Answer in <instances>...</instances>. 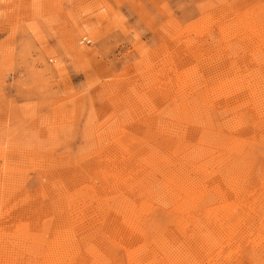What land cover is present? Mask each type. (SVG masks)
Returning a JSON list of instances; mask_svg holds the SVG:
<instances>
[{
    "label": "rangeland",
    "instance_id": "1",
    "mask_svg": "<svg viewBox=\"0 0 264 264\" xmlns=\"http://www.w3.org/2000/svg\"><path fill=\"white\" fill-rule=\"evenodd\" d=\"M144 263L264 264V0H0V264Z\"/></svg>",
    "mask_w": 264,
    "mask_h": 264
},
{
    "label": "bare ground",
    "instance_id": "2",
    "mask_svg": "<svg viewBox=\"0 0 264 264\" xmlns=\"http://www.w3.org/2000/svg\"><path fill=\"white\" fill-rule=\"evenodd\" d=\"M182 47H183V45H182ZM181 47V48H182ZM176 48V47H175ZM181 54V53H180ZM231 60V59H230ZM231 62V61H230ZM181 63V62H180ZM186 63V62H185ZM184 69V68H183ZM231 74V73H230ZM250 74V73H249ZM213 75V74H212ZM216 75V74H215ZM232 81V80H231ZM239 81V80H238ZM254 85V84H253ZM220 97V96H219ZM233 99V98H232ZM162 128V127H161ZM237 128V127H236ZM164 132V131H163ZM162 141V140H161ZM229 147V146H228ZM114 149V148H113ZM205 152V151H204ZM201 153V152H200ZM204 157V156H203ZM183 158V157H182ZM186 163V162H185ZM244 164V163H243ZM106 166V165H105ZM241 167V166H240ZM180 168V167H179ZM244 169V168H243ZM174 170V169H173ZM191 170V169H190ZM234 170V169H233ZM171 172V171H170ZM165 173V172H164ZM186 173V172H185ZM186 175V174H185ZM199 175V174H198ZM174 176V175H173ZM178 176V175H177ZM181 176V175H180ZM70 177V176H69ZM191 177V176H190ZM237 177H239V176H237ZM151 178V177H150ZM173 179V178H172ZM231 180V179H230ZM171 181H173V180H171ZM227 181V180H226ZM240 181V180H239ZM193 182V181H192ZM210 183V182H209ZM224 183V182H223ZM189 184V183H188ZM166 186V185H165ZM176 186V185H175ZM164 187V186H163ZM174 187V186H173ZM194 189V188H193ZM186 190V189H185ZM61 191V190H60ZM168 192V191H167ZM188 192V191H187ZM186 192V194H188ZM202 192V191H201ZM127 195V194H126ZM189 195V194H188ZM65 196V195H64ZM197 196V195H196ZM70 197V196H69ZM132 197V196H131ZM131 199V198H130ZM183 199V198H182ZM177 200V199H176ZM221 200V199H220ZM178 201V200H177ZM218 201V200H217ZM139 203V202H138ZM188 204V203H187ZM186 207H188V205L186 206ZM131 209V208H130ZM128 210H129V208H128ZM131 210H134V209H131ZM179 210V209H178ZM117 212V211H116ZM134 212H136V211H134ZM113 213V212H112ZM129 213H130V211H129ZM128 213V214H129ZM132 213V212H131ZM139 213V212H138ZM193 213V212H192ZM114 214V213H113ZM127 214V213H126ZM132 214H135V213H132ZM121 215V214H120ZM131 215V214H130ZM129 215V216H130ZM128 216V215H127ZM135 216V215H134ZM133 216V217H134ZM140 216V215H139ZM196 216V215H195ZM117 217V216H116ZM103 218V217H102ZM111 218V217H110ZM113 218V217H112ZM131 218V217H130ZM235 218V217H234ZM120 219H123V218H120ZM131 219H133V218H131ZM135 219V218H134ZM136 219H137V217H136ZM66 220V219H65ZM109 220V219H108ZM112 220V219H111ZM114 220V219H113ZM115 220H116V218H115ZM138 220V219H137ZM136 220V221H137ZM120 221H122V220H120ZM120 221H119V223H120ZM139 221V220H138ZM109 222V221H108ZM72 223V222H71ZM115 223V222H114ZM122 223V222H121ZM134 223V222H133ZM133 223H132V225H133ZM112 224V223H111ZM115 224H117V223H115ZM122 224H124V222L122 223ZM139 225V224H138ZM108 226L110 227V225L108 224ZM118 226H120V225H118ZM126 226V225H125ZM125 226H123V228H117L116 229V231L114 230V232L113 233H116L115 235H118V236H120V235H124L125 234V236H123V237H120L121 239L122 238H124V237H126V235H129V233H130V231L131 230H128V228H125ZM128 226V225H127ZM131 226V225H130ZM140 226V225H139ZM116 227H117V225H116ZM133 227H135V226H133ZM105 228V227H104ZM139 228V227H138ZM137 228V229H138ZM110 230H112L111 228H109ZM130 229V228H129ZM218 229V228H217ZM133 230V229H132ZM140 231V230H139ZM255 231V230H254ZM85 232V231H84ZM110 234L112 233V232H109ZM112 233V234H113ZM132 234V233H131ZM136 234V233H135ZM211 234H213V233H211ZM138 235V234H137ZM135 236V235H134ZM114 237V236H113ZM207 237V236H206ZM124 240V239H123ZM127 240H129V239H127ZM131 240V239H130ZM133 241V240H132ZM96 242V241H95ZM125 242H126V239H125ZM134 242V241H133ZM247 242V241H246ZM127 243H128V241H127ZM132 244V243H131ZM246 244V243H245ZM18 245V244H17ZM127 245V244H126ZM129 245H130V243H129ZM133 247V246H132ZM71 248V247H70ZM145 249V248H144ZM128 250V249H127ZM132 250V249H131ZM135 250V249H134ZM67 251V250H66ZM92 252V251H91ZM171 252V251H170ZM141 254V253H140ZM195 254V253H194ZM148 255V254H147ZM133 257V256H132ZM145 257V256H144ZM145 259H146V257H145ZM148 260V259H147ZM146 260V261H147ZM133 261V260H132ZM161 261V260H160ZM173 261V260H172ZM142 262H143V260H142ZM201 262V261H200ZM59 263V262H58ZM156 263V262H155ZM145 264V263H144ZM147 264V263H146ZM154 264V263H153Z\"/></svg>",
    "mask_w": 264,
    "mask_h": 264
}]
</instances>
